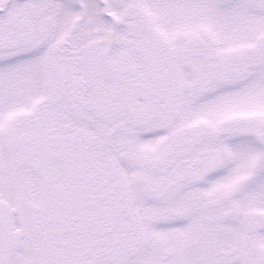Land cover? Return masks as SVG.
<instances>
[{
  "label": "snow or ice",
  "instance_id": "snow-or-ice-1",
  "mask_svg": "<svg viewBox=\"0 0 264 264\" xmlns=\"http://www.w3.org/2000/svg\"><path fill=\"white\" fill-rule=\"evenodd\" d=\"M0 264H264V0H0Z\"/></svg>",
  "mask_w": 264,
  "mask_h": 264
}]
</instances>
